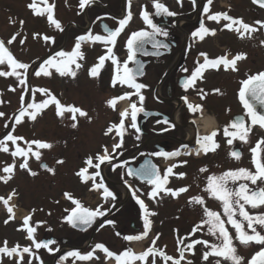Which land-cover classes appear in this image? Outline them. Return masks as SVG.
I'll list each match as a JSON object with an SVG mask.
<instances>
[{"label": "flooded vegetation", "instance_id": "af4514ba", "mask_svg": "<svg viewBox=\"0 0 264 264\" xmlns=\"http://www.w3.org/2000/svg\"><path fill=\"white\" fill-rule=\"evenodd\" d=\"M64 2L67 4L62 7ZM161 2L176 15L157 16L155 15L152 0H131L132 10L130 9V11L132 18L117 37L115 45L99 41L81 43V51L84 54V58L77 60V62L82 61L81 67L79 69H75V65L71 67L77 72L83 71L84 103L80 108L88 113L90 119L81 117V122L78 120L73 122L77 123L78 128L81 125L80 128L84 130L82 133L87 136L89 146L93 145V151L87 152L85 150L84 163L74 171V174L79 179L76 172L85 167L86 159L89 156L94 157L97 154H102L103 149L107 147L113 158L110 163L105 162L101 165L102 173L100 172V177L96 178V182L100 183L102 180L108 189L115 194L116 199L108 198L105 200L102 195L103 189L96 190L99 199L93 210L102 205V211H105L106 215L98 217L92 226L82 232L71 229L72 234H77L79 238H74L72 235L69 237L50 235V238L55 241L54 244H51L54 245V251H47V257L42 258V249L39 255H35L36 259L37 257L41 258L38 264H41V262L43 264L69 263L67 260L70 259L67 258H70V256L67 253L81 248L87 249L95 237L94 234L100 230L106 231L104 232L105 234L112 233L115 235L116 242L121 244L118 247L107 241L106 237L99 235L96 237V245L103 244L108 249L111 248V251L114 250L113 253H117V255L127 249L133 250L134 245L144 242L148 236L141 240L127 241L124 239V236L139 235L143 232V213L134 198V192L135 197H139V199L144 201L148 211L155 213V215H150L154 218L160 214V202L163 201V210L166 211L164 217L166 218L164 222L166 240L165 242L163 241L160 249H163L162 251L166 255L172 256L174 259H179V249L184 248L192 240H207L210 243L220 242L216 237L207 234V225L203 226L194 235H191L193 227L199 224L202 219H205L203 207L189 203L190 198L194 196H202L206 207L221 213L222 219L225 220V226L233 237L237 254L243 257L242 263L249 264L252 256L264 247V245L254 242L245 245L236 239L235 229L230 224H227V217L223 216L222 202L210 197L204 191L209 176H219L226 171L240 168L255 172L253 148L257 149L255 155L261 162H264V142H261L260 146L257 147L258 142L264 139V128L259 125L252 126L247 142L237 138L233 140L231 145L227 143L230 137H225L223 131L225 126L241 117L245 119L246 125L251 123L250 118L246 115V109L239 99V91L242 86L241 82L247 79L249 75L264 71V52H253L251 47L252 32L250 34L246 33L241 38L236 31L224 27L228 21L221 19L217 23L216 21L208 20L207 15L227 12L233 18L242 19L252 27L254 22H264V8L254 4L252 0H213L212 4L209 5V13L205 14L203 7L207 4V0H196L195 4H193L192 0H180V2L178 0H161ZM79 4L80 0H55L54 18L60 21L64 31H59L54 27L53 38L55 42L52 44H58L50 51H54L52 56L59 51L72 52L77 37L85 36L89 33L93 36H107L103 26L107 25L108 28L115 30L119 27V20L125 18L129 10L128 0H94L93 3L86 6L83 10L80 9ZM145 6L153 19V23L168 32L167 36L158 35L155 39L168 45V47L154 48L152 43H145L144 48L141 50L147 54H140L141 50L137 51L135 59L144 65V69L143 75L136 77V82L146 85L140 92V95H143L145 99L141 104L139 96L133 94L130 100H118L115 108H113L107 103L110 99L123 96L125 93H135V89L119 83L115 87L112 86L111 80L115 74L116 65L112 63L111 59L105 60L98 77H91L89 70L99 62L98 58L100 56L109 55L107 52L109 47L112 48L115 58L118 59L121 65L128 61L127 40L130 35L141 30L151 31L141 15ZM133 7H135V11ZM136 9H139V11H136ZM201 22L208 29H215V34H206L203 40L199 37H194L192 33L199 29ZM140 23L144 24V26L139 27ZM201 53H206L210 59L225 55H227L228 59H232L236 55L243 53L246 55V59L237 62V71L226 70L223 65L219 69L208 68L203 71V78L196 80L194 87L185 89L183 82L191 76L198 63L202 64L204 61V57L200 55ZM128 67L135 69L137 65L128 61ZM53 70L56 72L54 68ZM41 76V82H43L44 76ZM62 79L65 81L66 79L74 80L75 78L64 76ZM47 81L52 84V87L46 88L47 85L42 83L41 88L49 90L52 95L58 98L57 85L50 79H47ZM215 89H219L220 92H215ZM205 93L207 95H204ZM202 95L204 96L203 99L201 98ZM184 97L187 98V103L183 99ZM36 98L37 103L49 99L48 96L40 92L37 93ZM131 103H136L138 108H143V111L138 112L136 117V124L140 129L139 132L131 127ZM189 103L202 105V113L199 111L196 113L190 112L188 109ZM125 107L129 111V116L124 121L123 145L113 152V145L121 142V136L117 134L115 129L107 135L105 133L111 125L119 124L121 120L120 113L124 111ZM54 109H56L55 105L50 104L37 116V120L39 121L45 114L47 116L51 115L52 121L58 126L57 131L59 134L54 131L55 136L52 135L47 140L51 144L58 145L59 140H61L60 131L70 132V135L74 136L79 130L77 128H69L71 123L65 121L68 117L61 118L57 116L56 112H53ZM70 116H72V113H70ZM205 118L212 120L210 132L203 131L199 125V120ZM214 130H219L218 135L214 138L219 147L215 151H209L205 154L197 141ZM39 140L43 141V138L40 137ZM43 150L39 151L42 153ZM232 151L241 153L239 160L230 155ZM175 152H179V155L167 157L156 155V153ZM146 163L154 165L161 178L165 176L167 169L171 167L172 173L167 175L165 187L173 190L187 187L188 191L181 193L178 197L161 193L155 199L150 198L149 194L154 186L139 176L128 174L129 169L133 171L139 170ZM101 167L99 171H101ZM202 168H206L207 171H200ZM46 171L43 170V172ZM89 171L95 172L97 169L90 168ZM181 173L184 174L182 177L179 175ZM239 183H248L252 189L264 188V182L261 181H258L256 185H252L249 181H238L236 184L230 183L229 187L236 189ZM9 204L13 206V204ZM173 204L177 207L172 208ZM245 208L252 215L264 213V206L252 209L246 205ZM173 210L175 211L174 216ZM14 214L15 209H13L11 217ZM30 214L32 216L31 212H24V216L20 220L22 227H24V218ZM154 218L151 219V227L155 223ZM236 218L242 219L238 214ZM15 220L18 222L17 219ZM108 220L114 221L115 224H107ZM31 221L32 217L29 221V226H38L37 223ZM64 223L66 224L65 221ZM244 223L245 230L251 234L246 227L247 222ZM102 224L103 227H101ZM256 227L257 231L264 234V228ZM85 232H89L87 236ZM117 232L120 233L119 236L116 235ZM150 232L152 233V230ZM157 236L160 235H149L152 247L156 249L159 243V238L156 239ZM37 238L39 242L46 237L42 234ZM180 238H185L184 244H178V239ZM153 240H155V244H153ZM86 241H88L86 247H81ZM66 246L69 248H65ZM209 250L204 245L198 244L193 250L184 252L185 258L181 261V264H187L189 260L193 264H215L217 259L221 260V264H231L230 261H225L223 258L218 257H209L208 261H204L202 259L203 253ZM144 251L133 252L142 254ZM61 257H65V259L61 260ZM148 258H150V264H152L153 259L155 264H157L156 258L159 264H172V261L165 262L158 254ZM105 260H112L114 264L117 263L114 257H108L106 253L102 262L108 264ZM136 262L139 261H134L133 264H136Z\"/></svg>", "mask_w": 264, "mask_h": 264}, {"label": "snow or ice", "instance_id": "6c2138e0", "mask_svg": "<svg viewBox=\"0 0 264 264\" xmlns=\"http://www.w3.org/2000/svg\"><path fill=\"white\" fill-rule=\"evenodd\" d=\"M94 0H80L79 7L83 10L86 6H89L93 3ZM180 2V0H178ZM193 4L196 3V0H192ZM213 0H207V4L204 5L203 11L205 14H208L210 9L209 5H211ZM254 4H258L261 8H264V0H252ZM45 7L41 8L38 7L36 0H33L31 4L28 5L30 9L33 10V14L37 16H43L47 14V19L51 26H54L55 29L59 31H64L60 21L54 18V8L55 4H49L48 0H43ZM153 8L155 9V15H166V16H175L176 13L169 10V8L161 2V0H152ZM128 12L125 18L119 20V27L115 30L108 28L107 25H104V30L107 33V36H100V35H91L89 33L85 36L77 37L76 44L74 46V50L72 52H64L59 51L54 56L49 57L48 59L44 60L43 63L40 64L39 68L35 71L34 75L36 77L43 76H51L52 73L49 71L50 68H54L55 71L62 77L64 76H71L73 78L76 77L77 71L75 69H79L81 65L77 63L78 59H83L84 54L81 51V43L85 41H93V42H103L109 45H115L117 37L120 33L124 30L127 24L130 22L132 18L131 9V0H128ZM142 19L144 20L145 24L151 29V31H136L133 32L127 40V49L129 51L128 61L134 62L137 67L135 69L128 67V61H125L122 65L115 58L112 48L109 47L107 52L109 55L107 56H100L98 58V63L94 65L89 70V75L93 78L98 77L100 74L101 68L104 66L106 59H111L112 63L116 65L115 74L111 80V84L115 87L118 83L119 84H126L129 87L135 89V93H125L123 96L116 97L110 99L107 103L110 107L115 108L118 100L123 99H131L133 94L139 96V100L142 104L145 97L140 95L142 89L146 87V85L142 83L136 82V77L143 75L144 65L135 59L137 51H140L143 48L145 43H152L154 48H167L168 45L161 43L160 41L156 40L155 37L158 35L167 36L168 32L164 29L157 26L153 23V19L149 12L146 10V6L141 13ZM208 20L216 21L219 23L222 20L228 21L227 24L224 25L225 28L229 30L236 31L241 38L245 36L246 33L250 34L251 32L255 31L253 27L249 24L245 23L242 19L233 18L227 12L223 13H215V14H208ZM21 24L24 22L21 21ZM260 23L262 27H264V22L257 21ZM234 26H236L234 28ZM215 29H208L203 22H201L199 29L192 33L194 37H199L201 40L205 38L206 34H215ZM20 33L17 32L14 34L7 42L4 40H0V65H7L11 68V71H0V76H15L19 80L21 85H25L26 75L30 65L27 63L19 62L9 48L6 46L11 45L19 36ZM39 33L34 34V38L39 36ZM43 40L47 42L54 43L55 40L53 37H49L47 35L43 36ZM21 44L24 43V40L20 41ZM264 44V41H261ZM147 54V53H145ZM201 56L204 57V61L202 64L198 63V66L194 69L191 76L183 82V87L185 89L189 87H194L195 82L198 78H203V71L212 68V69H219L221 65L227 70L231 69L232 71H237V62L243 59H246V55L240 53L236 55L232 59H228L227 55L221 56L219 58L210 59L206 53H201ZM59 58V59H58ZM75 65V69L71 66ZM122 69V71H121ZM23 70V72L18 71ZM186 71V70H185ZM241 88L239 91V99L243 104L244 108L246 109V115L250 118L251 123L246 125L245 119L243 117L238 118L231 122L229 125L224 127V135L225 137H230L227 140V143L231 145L234 139H239L243 142H247V138L252 130V126L259 125L261 128H264V113L259 112L255 107V103H258L262 107H264V71L256 73L254 75H249L247 79L241 82ZM14 90V89H13ZM37 92L43 93L45 96H48L49 99H45L40 103H27L24 100V96H21L22 101V109L19 111V115L16 116V123L20 124L23 122L22 118L26 115L33 121L37 119V116L46 109L50 104L55 105L56 107V114L59 117H63L65 112L72 113L73 121L77 120V114L79 117H88V113L82 110L80 107L73 106V105H64L61 101L54 95H52L49 90L47 89H36ZM215 92L219 93V89H215ZM204 95H207L206 93ZM202 99L204 96L202 95ZM187 103V98H183ZM255 102V103H254ZM27 103L26 107L23 105ZM131 108V120L132 124L131 127L136 129L137 132L140 129L137 127L136 124V117L137 113L143 111L142 107H137L136 103L130 104ZM32 109V111H29ZM188 109L192 113L201 112L203 111L202 105H192L188 104ZM4 116V113H0V117ZM121 120L118 125L113 124L111 125L107 131L106 135L111 133L114 129L117 131V134L121 136V142L113 145V152L116 149H119L123 145V130L125 129V119L129 116V111L126 109L120 113ZM72 128L77 127V123H72ZM8 127V125H5ZM233 129V130H230ZM219 130L212 131L209 135L204 136L203 138L198 139V143L200 144L201 148L207 154L209 151H215L219 144L215 141V137L218 135ZM139 138V137H137ZM24 140V137L13 135L9 132L3 140H0V151L2 152H9V147L6 141L11 142L13 145L17 144V141ZM258 142L257 147L260 146ZM28 145L27 148H22L17 146L15 151L11 152L13 157H23V161L19 164L20 169H24L29 171L32 176H36L37 173L32 171L29 167L28 159L31 156H34L37 160L41 159V149H51L53 145L48 142L40 141V140H32V141H25ZM33 145L36 147V151H33ZM254 156H253V163L255 165L256 171L252 172L248 169L240 168L237 170H229L224 172L223 174L216 176L212 175L208 177L207 185L204 191H206L210 197L217 199L218 201L222 202L223 208V216L227 217V224H230L232 228L235 229L236 239H238L242 244H249L250 242H254L259 245H264V234L257 231V227L264 228V213H260L257 215L250 214L245 206L248 205L252 209L259 208L264 206V188H256L252 189L249 187L248 183H239L238 188L234 189L229 187V184H236L238 181H249L252 185H256L258 181L264 182V162L255 155L257 149H252ZM156 155H163V156H173L179 155V152L175 153H156ZM232 157L239 160L241 157V153L239 151H232L230 153ZM112 155L109 153L107 147L103 149L102 154H97L96 156H89L85 161V167L81 168L76 175L81 179L82 182L88 183L92 181L93 188L95 190L103 189V198L107 200L111 198L115 200V194L108 189V187L103 183L101 180L100 183L96 182V178L100 177V167L105 162H111ZM95 161V162H94ZM63 160H58L57 163L62 164ZM186 163V162H185ZM47 171L54 174V169L49 168L46 164L42 165ZM16 168V164L13 163L3 168V173L7 175H0V180L4 183H7L9 180L12 179L14 174V170ZM90 168H95L97 171L90 172ZM200 171L205 172L207 171L206 168H202ZM172 173V168L169 167L167 169V173L163 178L159 175L158 170L154 165L145 164L142 165L139 170H128L129 175L139 176L142 179L146 180L149 184L153 185V190L149 194L150 198L155 199L161 193L165 195H171L172 197H178L181 193L188 191L187 187H182L177 190H173L170 188H166L165 185L167 183V175ZM181 177L184 175L183 173L179 174ZM131 188V186L129 185ZM136 202L140 205L142 209V220H143V232L139 235H128L124 236V239L127 241L133 240H141L148 235L151 230L152 221L148 218L150 215H155V213H150L145 205L144 201L139 199V197H135ZM17 195L15 191H13L7 199L4 197H0V202H3L5 205L8 213L13 214V209L15 206H9V201L12 199L13 196ZM65 197L70 200L75 207H73L70 211L65 209V211L69 212V215L65 217V220L74 228L84 226L85 230L86 227L92 226L95 220L98 217H103L106 215L105 211H102V205L98 206L95 210L89 209L84 207L82 202L79 199H76L72 196L71 193H65ZM190 204H197L203 207V214L205 219H202L199 224L193 227L191 235H194L197 231L201 230V228L207 225V234L216 237L219 243H210L207 240H192L191 243H187L184 248L179 249L180 257L179 259H174L172 256L166 255L165 252L160 251L154 247L148 248L142 254H135L131 249H127L124 252L120 253L119 255L111 252L108 248L103 244H97L95 249L103 250L108 257H114L117 261V264H133L134 261H146L149 256H155L158 254L165 262L172 261V264H181V261L184 260V252L186 250H193L196 245L201 244L204 245L205 248L210 249L209 251H205L203 253L202 259L204 261H208L209 257H218L223 258L225 261H230L231 264H242L243 257L237 254V249L233 243V237L229 233V230L225 226V220L222 219L221 213L213 211L205 206V200L202 196H194L190 198ZM35 210H33L34 212ZM237 214L242 219H237ZM11 218V217H10ZM31 219V214L28 217H25L23 220V226L26 228L28 233V238L33 240L35 248H45L48 249L49 252H53L54 250L49 247V245L54 244L55 241H43L37 242L35 241L34 233L36 232V227L29 226V221ZM8 221H5L7 223ZM246 227L249 231L245 230V223ZM109 225H114L115 222L108 220L106 222ZM103 227V224L101 225ZM116 235H120L119 232ZM159 236L156 237L158 239ZM185 238L178 239V244H184ZM153 244H155V240H153ZM20 248L19 245L9 248L7 246V242L4 243V246H0V254L7 255L9 257L15 255L20 256V260H23L22 253H29L31 254L32 250L29 247H24L22 249V253L18 251ZM95 249L93 251H95ZM68 256L78 257L80 260H90L93 258V252H89L86 255H81L79 251H73L67 253ZM37 259H39L37 257ZM65 259V257H61V260ZM20 264V261L17 262ZM31 264V261H29ZM43 264V262H41ZM152 264H155V260L153 259ZM187 264H193L191 260L187 261ZM215 264H221V260L217 259ZM249 264H264V247L257 253H255Z\"/></svg>", "mask_w": 264, "mask_h": 264}, {"label": "rangeland", "instance_id": "374dc122", "mask_svg": "<svg viewBox=\"0 0 264 264\" xmlns=\"http://www.w3.org/2000/svg\"><path fill=\"white\" fill-rule=\"evenodd\" d=\"M32 2L33 0H0V40L7 42L14 34L19 32L20 35L17 36L16 40L11 45H7L6 43V46L19 62L30 65L26 75L27 83L25 85H21L15 76H0V113H4V116L0 117V138L3 135L5 137L9 132L13 135L24 137V140L17 141L16 145L6 141L9 152L5 153L0 151V175H7L2 171L4 167L13 163L16 164L12 179L7 183L0 180V197L7 199L13 191L17 193V195L12 197L9 203L15 206L14 209L21 210V213L26 211L32 213V221L38 224V226H35V241L38 242L37 237L42 234L47 238L50 237V235H55L57 237H69L72 235L74 238H79L77 234H72V230L64 223L66 215L69 214L65 209L70 211L75 207L64 194L71 193L74 198L82 202L84 207L92 210L97 205L96 202L99 199L98 192L94 190L92 181L84 183L74 174V171L84 163L83 158H85V150L87 152L93 151V145L91 144L89 146L87 136L82 133L84 130L80 128L81 125L79 128L76 127L81 132H76L74 136H71L70 132L60 131L61 140H59L58 145L53 143L51 149H44L40 160H37L30 154L28 159L29 167L32 171L37 173L36 176H32L29 171L19 168V164L24 159L23 157H13L11 155V152L15 151L17 146L26 149L28 145L25 141L39 140L40 137H42L44 142L51 143L47 138H51L52 135L55 136L54 131L59 134L57 131L58 126L52 121L51 115L47 116L45 114L39 121L37 119L33 121L26 115L22 118V123H16V116L19 115V111L22 108V95L27 103H37L36 89H40L42 83L47 85L46 88L52 87V84L47 81V79H50L57 85V96L62 104L82 107L84 103V74L82 70V73L77 72L74 80L66 79L65 81L62 79V76L54 72L53 68L49 69L52 75L44 76L43 82H41L42 76L36 77L34 75L41 64V62L38 61L39 57L48 54L58 43L53 45L52 42L46 43L43 40L44 35L53 37L55 29L54 26L49 24L47 14L37 16L35 19L29 16L27 12H30L31 9L28 5ZM36 3L38 7L44 4L43 0L36 1ZM48 3L55 4V0H48ZM66 4V2H64L63 5L61 3L62 7L66 6ZM139 9H136V11H139ZM133 10L135 11V7H133ZM21 21L24 23L21 24ZM138 26L141 27L144 26V24L140 23ZM252 27L256 29L252 32L251 37L253 52L263 53L264 44H262L261 41H264V27L256 22L252 23ZM36 33L40 35L34 38V34ZM21 40H24L23 44L20 43ZM259 50L263 51L260 52ZM77 63L82 64V61ZM0 71H11V68L5 63L4 65H0ZM18 71L23 72V70ZM29 86L31 87L30 92ZM24 105L27 106V104ZM123 110H126V107ZM29 111H32V109H29ZM53 112H56V109H54ZM65 117H68L65 121L71 123L69 124V128H71L73 119L72 116H70V112H65L61 118ZM77 120L79 122L82 121L78 114ZM5 125H8V127H5ZM4 137L1 140H3ZM32 147L33 151L37 150L35 145ZM58 160H63L64 162L59 164L57 163ZM41 161L46 162L49 168L54 169V174L49 171L43 172L39 168V163ZM160 204V214L155 218L151 216L148 217L150 220L154 218L155 222L151 227L152 233L150 232L148 234L160 235L157 249L162 251L163 249H160L162 246L161 244L166 240V227L164 225L166 211L163 210V201H161ZM175 207L177 206L173 204L172 208ZM33 210L35 211L33 212ZM174 213L175 211L173 210V216ZM10 217L11 214L8 213L5 205L3 202H0V246H4V243L7 242L9 248L19 245L20 248L18 251L21 253L24 247L31 248L32 252L31 254L22 253V261L19 255L14 254L9 257L0 254V264H17L18 261H20V264H29V261H31V264H38L41 258L36 259L35 255H39L42 249L35 248L33 240L28 238L26 234L27 231L21 226L20 220L16 222V220ZM5 221L8 222L5 223ZM104 232L106 231H97L94 234L95 237L93 241L87 249L76 250L79 251L81 255L93 252L92 259L80 260L78 257L70 256V258H67L70 260L67 261L70 263L74 262V264H106L102 262L104 260V251L95 249L96 237L102 235L106 237L107 241L117 246L121 243L119 242L118 244L116 242L115 235L112 233L105 234ZM88 233L85 232V235L87 236ZM149 235H147V241L145 240L139 245H134L133 250H131L142 252L152 247ZM52 247L53 245L50 246V248ZM65 248L69 247L66 246ZM94 249L95 251H93ZM108 250L111 251L112 249L109 248ZM47 251L48 249H43L42 258L47 257ZM111 252H114V250ZM149 259L150 258H147L146 261L136 262V264H150ZM156 261V263L159 264L157 258ZM105 262L114 264L112 260H105ZM242 264H244V262Z\"/></svg>", "mask_w": 264, "mask_h": 264}, {"label": "bare ground", "instance_id": "6f19581e", "mask_svg": "<svg viewBox=\"0 0 264 264\" xmlns=\"http://www.w3.org/2000/svg\"><path fill=\"white\" fill-rule=\"evenodd\" d=\"M199 125L201 127V129L205 132H210L212 129V120L209 118H205L202 120H199ZM23 213V212H22ZM21 210L19 211L18 209H16V217L20 218V216L22 215Z\"/></svg>", "mask_w": 264, "mask_h": 264}, {"label": "water", "instance_id": "95a60500", "mask_svg": "<svg viewBox=\"0 0 264 264\" xmlns=\"http://www.w3.org/2000/svg\"><path fill=\"white\" fill-rule=\"evenodd\" d=\"M143 48H144V45H143ZM140 54H145L143 50L140 51ZM132 68V67H131ZM133 69V68H132ZM255 103V102H254ZM255 107L257 108V110L259 112H262L264 113V107H262L261 105H259L258 103H255ZM40 168L41 169H45L44 167H42V164L40 165ZM74 228V227H73ZM87 228V227H86ZM74 229H77V230H84V226H80V227H76ZM43 241H52V239H45V240H42Z\"/></svg>", "mask_w": 264, "mask_h": 264}]
</instances>
